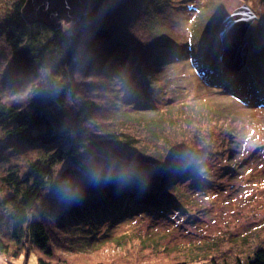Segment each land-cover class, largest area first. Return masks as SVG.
<instances>
[{"label":"trees","instance_id":"trees-1","mask_svg":"<svg viewBox=\"0 0 264 264\" xmlns=\"http://www.w3.org/2000/svg\"><path fill=\"white\" fill-rule=\"evenodd\" d=\"M24 2L0 0V64H7L0 68V95L5 90L11 94L0 97V122L8 127L9 137L24 145L57 144V147L49 156L30 163L22 178L13 171L0 177V192L6 188V196L0 197V258L6 264H28L31 259L35 264H53L55 250L65 248L68 254L80 252L77 249H82L80 243L74 248L65 244L58 245L57 249L53 246L48 216L54 222H60L63 236L73 238V230L66 232L70 224L78 227L82 231L78 237L85 239L88 237L85 235L94 234L91 226L79 228L86 223L109 219L112 225L146 216L162 219L176 213L187 214L191 203L198 204L197 192H204L210 186V177L201 167L204 164L209 166L207 152L212 138L198 144L200 128L204 126L192 124L197 114H189L192 121L183 124L186 127L182 128L179 141L182 145L175 149L172 139L148 127V136H162L167 141L165 152L158 153L151 147L137 149L138 142L130 141L129 129L125 127L116 126L118 133L98 127L95 117L103 102L86 96L89 94L85 91L78 96L80 75L90 72L96 79H101L95 86L104 94H98L97 98L107 101L105 108L116 109L114 106L118 100L113 95V84L117 80L114 77L119 74L114 72L116 66L131 67L139 62L134 66L139 70V78H136L137 69L134 68L127 72L130 76L126 80L133 77L134 83L143 86L142 83L148 80L145 71L162 61L161 57H167L164 51L157 53L161 49L155 44L158 40L156 33L147 27L148 40L133 42L136 46L125 49L121 38L114 40L117 35L113 36L112 30H107L108 19L121 0H96L91 11L79 19V28L70 32L60 28L50 31V36L40 38L37 31L43 27L23 21L20 10ZM117 48L123 52L115 53ZM215 49L209 50L200 62L204 80L214 86L218 77L225 95L235 98L245 108L264 109V79H255L253 70L232 76L218 63ZM12 93H23L26 102L19 101L22 97L13 99L12 96H17ZM142 107L134 113L120 111L130 116L126 118L151 114L147 106ZM155 125L158 128L159 123ZM129 126L139 128L135 122ZM118 136L123 137L121 140L126 146L106 151L118 141ZM229 139L233 144L241 140L233 134H229ZM116 152L124 161L119 163L122 167L111 164L107 169L109 162L103 163L101 156L110 154L116 157ZM232 156L230 154L229 158ZM64 160L69 162V167L56 176L54 167ZM138 170H154L156 187L141 186L135 176V173L140 174L136 172ZM183 186L188 187L187 193L182 190ZM39 200L38 211L34 206ZM262 227L264 224L257 223L239 233V237L222 236L221 242L207 239L186 247L175 245L173 248L179 254L173 260L169 259V264H264ZM162 249L166 251L167 247L162 246ZM95 264L103 263L97 261Z\"/></svg>","mask_w":264,"mask_h":264},{"label":"rangeland","instance_id":"rangeland-1","mask_svg":"<svg viewBox=\"0 0 264 264\" xmlns=\"http://www.w3.org/2000/svg\"><path fill=\"white\" fill-rule=\"evenodd\" d=\"M126 1L130 0L123 2L121 0L111 18L108 19L107 30H112L113 36L117 35L114 40L117 41L120 37L125 49L134 47L136 45L133 42L148 40L147 37L150 35L147 32L148 27L156 33L157 39L164 38L167 42L170 41L177 46V48L173 46L174 49L164 50L167 58L161 57L162 61L151 65L145 71V78L149 77V79L144 83V89L150 91V100L156 105L153 110L162 113L158 115V118L154 113L144 115L142 118H126L130 116L123 115L124 112L120 110L135 112V109L126 102H121V105L117 102L114 106L117 110L105 108L107 101L104 98H97L98 94L102 96L104 93L100 87L95 86L101 79H96L95 74H89L90 72L81 73L78 96L81 97L85 91L89 94L86 96L96 100L101 99L103 102L101 109L105 114L101 111L95 117L98 127L108 129L111 124L105 123L109 121L114 124V129L116 126L125 127L129 129L127 135L130 141L138 142L137 149L143 150L145 147L148 149L151 147L152 151L158 153L165 152L167 141L162 136H148L147 128L151 127L155 133L170 137L173 142L177 140V137L181 138L182 128L186 127V124L184 126L183 124L192 121L189 114H194L195 110L197 115L192 124L204 126L200 128L198 144L212 138L210 151L207 152L210 157L208 162L211 165L208 167V164H204L201 167L210 177L208 182L210 186H207L204 192H197L195 199L198 204L191 203L190 205H193L187 214L176 213L162 219H152L146 216L129 219V221L121 220L112 225L109 219H105V222L101 221L102 223H86L85 226L80 225L79 228L88 229L91 226L94 234L85 235L88 236L85 239L78 237L82 231L70 224L68 227H71L64 228L67 233L74 231L71 234L73 238L63 236L62 229H60L63 226L60 227V222H54L52 217L48 216L49 236L56 249L58 245L63 244L73 248L79 243L83 245V250L77 248L80 252L72 254H68L65 248L55 250L56 258L53 264H95L97 261H102L103 264H169V259L179 254L173 248L175 245L186 247L207 239L221 242L222 236H235L236 238L246 228L257 223L264 224V109L245 108L225 94L217 95L214 93L216 91L208 90L195 73L196 68L199 67V64L195 62L200 63L203 59L199 54L202 53L205 56L207 51L216 48L218 30L222 20L234 10L246 5L257 16V19L246 32L249 50L242 70H253L255 79H264V0H135L133 3H126ZM1 16L4 17L3 14ZM144 17L148 20L143 22ZM80 18L76 22L61 19L58 23L63 31L70 32L79 28ZM152 21V25L148 26ZM39 26L43 27L37 31L40 32V38L50 36V31L53 30L47 26ZM3 40L2 37L3 47L6 48ZM155 44L159 45V42L156 41ZM115 45L118 46V43ZM203 45L207 48L206 52L201 51L205 50ZM174 50H179L182 56L168 53ZM111 52L114 53V51ZM122 52L123 49L117 48L115 53ZM124 52L127 53V50ZM215 52L217 55V48ZM190 53L194 54V66L188 60ZM135 63H133L134 66ZM6 65V62H3L0 68L3 69ZM134 66L123 67L121 65L116 66L114 70L117 74L119 73V79L115 80V88L118 90L116 95L119 96L123 90L125 97L119 96L120 101L127 100L131 105L140 104L144 97L138 88V83H134L136 81L133 80L130 85L131 79L126 80V73L134 68L137 69L136 78H139V70ZM200 70L201 68L198 69ZM128 82L129 85H126ZM9 93L10 91L5 90L0 97L11 95ZM12 94L17 96H12L13 99L22 97L19 101L26 102L23 93ZM116 99L118 100V97ZM112 110L115 111L111 112ZM165 113L168 114L166 117H164ZM133 122L137 123L139 128L129 126ZM157 122L159 123L158 128L155 125ZM7 130L8 127L5 128L0 122V177L13 171L19 178H22L30 163L49 156L50 152L57 147V144L24 145L20 140L9 137ZM229 134L241 140L233 144L230 139L228 141ZM122 138L119 137L118 141L110 146L112 149L105 150H119L126 146ZM231 150L237 152L232 153ZM230 154L233 155L231 159ZM114 155L116 157L110 154L101 156L103 163L109 162L107 169L111 167V164L118 166L119 163L124 162L117 152ZM67 167H69V162L64 160L56 165L53 171H56V176H60L62 171L68 169ZM139 173H135V176L139 178V184L151 189L149 186L155 183L156 172L146 170ZM182 190L187 193L188 187L183 186ZM5 192L6 188L3 187L0 197H5ZM39 205L40 200L34 206L38 207V211ZM260 230L263 231L264 227ZM162 246H166L167 250H163ZM0 264L6 263L0 258ZM28 264H35L34 259H31Z\"/></svg>","mask_w":264,"mask_h":264},{"label":"water","instance_id":"water-1","mask_svg":"<svg viewBox=\"0 0 264 264\" xmlns=\"http://www.w3.org/2000/svg\"><path fill=\"white\" fill-rule=\"evenodd\" d=\"M96 0H26L22 8L26 24H39L51 30L60 28L59 20L75 21L95 6ZM257 16L241 6L226 16L218 30L217 57L228 70L243 67L248 56L246 32Z\"/></svg>","mask_w":264,"mask_h":264},{"label":"bare ground","instance_id":"bare-ground-1","mask_svg":"<svg viewBox=\"0 0 264 264\" xmlns=\"http://www.w3.org/2000/svg\"><path fill=\"white\" fill-rule=\"evenodd\" d=\"M157 42H159V48L161 49V50H159L157 53H160V52H162V51H164V50H168L169 48L170 49H174L173 48V46L175 47V48H177V46L174 44V43H171L170 41L169 42H167L166 40H164V38H160V39H158L157 40ZM216 45L218 46V43H216ZM205 50H201V51H203V52H206L207 51V48H205L204 47V45L202 46ZM248 50H249V47H248ZM208 52V51H207ZM164 53L165 54H167L165 51H164ZM168 53H171V54H175L176 56L177 55H179V56H182V55H180V52H179V50H174V51H171V52H168ZM191 55V56H190ZM207 54H205V56H206ZM167 56V55H166ZM188 56H190V57H188V60H189V62H191V64L194 66V60H193V58H194V54L193 53H190ZM199 56L200 57H205L202 53H201V55L199 54ZM216 57H217V55H216ZM167 58V57H166ZM199 60H201V58H198ZM217 60H218V57H217ZM196 61H197V59H196ZM195 63H198L199 64V67H197L196 68V76L198 77V79H199V81L208 89V90H212L213 92L214 91H216V92H214V93H216L217 95H219V94H224V92L222 91L224 88H223V86L222 85H220V83H219V78L218 77H216L217 78V81L214 83V87H210V86H213V85H211V83H209V82H206L205 80H204V78H203V76H202V74H201V72H202V70H200V71H198V69L199 68H201V65H200V63L197 61V62H195ZM218 63L220 64V65H222L221 63H220V61L218 60ZM231 73H232V76H235L236 74H238V73H241L243 70H242V66L241 67H236V68H234V69H232V70H229ZM127 74V76H130V74H128V73H126ZM254 77V76H253ZM242 78H244V77H242ZM114 79H119V76H115L114 77ZM146 79H149V77H147ZM133 81V77H131V80H130V85H132V82ZM204 83H207V85H205ZM126 85H129V83H127ZM113 88H114V90H113V95H115V97H118V103L121 105L122 103L121 102H126V103H128V105L129 106H131V107H133L135 110L137 109V110H140V109H142L143 107L142 106H147L148 108H149V111L151 112V113H154V114H156V115H159V114H161L162 112L161 111H154L153 110V108H156V105L155 104H153L152 103V101L150 100L151 98H150V91H148V89H144V87H145V84L143 85V86H138V88L140 89V91H141V94H143L142 96H144L143 97V101L142 102H140V104H136V105H131L129 102H127V100H121L120 101V97L119 96H122V97H125V94L123 93V90L120 92V94H119V96H117L116 95V92H118V90H116V88H115V82H114V84H113ZM121 90V89H120ZM135 90H137V88L135 89ZM159 92V91H158ZM157 92V93H158ZM123 94H124V96H123ZM121 97V98H122ZM231 99H233V100H235V101H237L235 98H233V97H230ZM120 101V102H119ZM116 102V103H117ZM125 103V104H126ZM116 105V104H115ZM117 107H118V105H117ZM100 112H101V107H100V110H99ZM194 112L196 113V111L194 110ZM105 114V112H103L102 111V114ZM168 114L166 113V116H167ZM214 116V115H213ZM204 118H206V117H204ZM203 118V119H204ZM105 124H111V126L108 128V129H105L106 131H116L112 126H114V124H112V122L111 121H109V122H106ZM225 127V126H224ZM223 127V128H224ZM118 128H121V127H118ZM117 132V131H116ZM115 132V133H116ZM118 133V132H117ZM170 138V137H169ZM171 139V138H170ZM180 141V139H177V140H175V141H173L172 143H173V146H174V148L175 147H178L179 145H182V143H180L179 142ZM211 164L209 163V166H210ZM208 166V167H209ZM118 167H122V166H120L119 164H118ZM136 172H139V170L138 171H136ZM153 186H154V188L156 187V185L153 183L152 184V186L150 185L149 187L150 188H153Z\"/></svg>","mask_w":264,"mask_h":264}]
</instances>
